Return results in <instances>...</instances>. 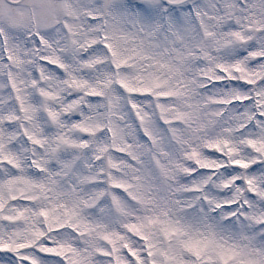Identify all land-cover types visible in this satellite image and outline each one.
I'll return each instance as SVG.
<instances>
[{
    "label": "snow or ice",
    "instance_id": "6c2138e0",
    "mask_svg": "<svg viewBox=\"0 0 264 264\" xmlns=\"http://www.w3.org/2000/svg\"><path fill=\"white\" fill-rule=\"evenodd\" d=\"M0 264H264V0H0Z\"/></svg>",
    "mask_w": 264,
    "mask_h": 264
}]
</instances>
